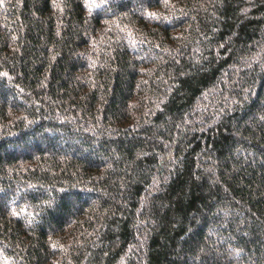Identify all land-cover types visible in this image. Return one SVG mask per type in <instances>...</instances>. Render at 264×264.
<instances>
[{
    "label": "trees",
    "instance_id": "1",
    "mask_svg": "<svg viewBox=\"0 0 264 264\" xmlns=\"http://www.w3.org/2000/svg\"><path fill=\"white\" fill-rule=\"evenodd\" d=\"M0 264H264V0H0Z\"/></svg>",
    "mask_w": 264,
    "mask_h": 264
}]
</instances>
